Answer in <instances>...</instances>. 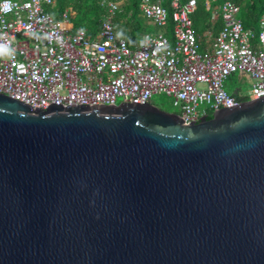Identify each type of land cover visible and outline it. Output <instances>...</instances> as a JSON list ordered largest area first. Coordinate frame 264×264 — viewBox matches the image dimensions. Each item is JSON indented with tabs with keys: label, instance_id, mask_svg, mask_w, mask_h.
Returning a JSON list of instances; mask_svg holds the SVG:
<instances>
[{
	"label": "water",
	"instance_id": "water-1",
	"mask_svg": "<svg viewBox=\"0 0 264 264\" xmlns=\"http://www.w3.org/2000/svg\"><path fill=\"white\" fill-rule=\"evenodd\" d=\"M0 264H264V94L185 123L0 92Z\"/></svg>",
	"mask_w": 264,
	"mask_h": 264
},
{
	"label": "built area",
	"instance_id": "built-area-1",
	"mask_svg": "<svg viewBox=\"0 0 264 264\" xmlns=\"http://www.w3.org/2000/svg\"><path fill=\"white\" fill-rule=\"evenodd\" d=\"M124 1L100 0L106 16L88 34L67 10L56 18L47 9L55 0H0V92L43 108L146 103L163 92L185 123L236 102L224 87L234 72L248 76L241 99L264 94V7L256 32L235 0H204L211 25L200 37L191 17L197 0H140L141 14L161 29L130 45L112 19Z\"/></svg>",
	"mask_w": 264,
	"mask_h": 264
},
{
	"label": "trees",
	"instance_id": "trees-1",
	"mask_svg": "<svg viewBox=\"0 0 264 264\" xmlns=\"http://www.w3.org/2000/svg\"><path fill=\"white\" fill-rule=\"evenodd\" d=\"M139 1L125 0L120 9L112 14L118 35L125 37L130 45H134L140 39L142 32L147 31L139 16L141 13ZM235 1L241 6L242 15L240 17L243 25L250 26L257 32L259 30L258 19L264 7V0ZM47 9L56 18H59L64 10H67L73 28L83 26L87 28L88 34H93L99 28L101 20L107 13L100 0H55V4L48 6ZM191 17L198 36H201L203 31L211 25L210 6L204 0H197ZM220 24L221 21H217L214 26L217 28ZM166 32L172 36L170 23L166 27ZM231 95L235 100H241L237 92H232Z\"/></svg>",
	"mask_w": 264,
	"mask_h": 264
},
{
	"label": "rangeland",
	"instance_id": "rangeland-1",
	"mask_svg": "<svg viewBox=\"0 0 264 264\" xmlns=\"http://www.w3.org/2000/svg\"><path fill=\"white\" fill-rule=\"evenodd\" d=\"M241 8L239 10V16L242 15ZM140 19L142 20L143 27L147 31H155L160 30V27H157L152 20L147 19L144 17L141 13L139 14ZM250 84L248 81H246L245 78L239 79L238 72H234L230 74V76L225 79L224 81V87L229 92H234L237 88L240 90V93H244L248 90ZM120 102V99L118 100ZM151 102L156 104L162 109L170 110V111H176L177 108L172 104L171 97L163 92L160 93H154L152 95Z\"/></svg>",
	"mask_w": 264,
	"mask_h": 264
},
{
	"label": "crops",
	"instance_id": "crops-1",
	"mask_svg": "<svg viewBox=\"0 0 264 264\" xmlns=\"http://www.w3.org/2000/svg\"><path fill=\"white\" fill-rule=\"evenodd\" d=\"M240 8H241V6H240ZM218 21H221V20H218ZM200 37H203L202 35L200 36ZM238 77H239V79H242V78H245L246 79V81H248V76H247V74L246 73H238ZM239 89L237 88L236 90H235V92H237ZM238 94V93H237Z\"/></svg>",
	"mask_w": 264,
	"mask_h": 264
},
{
	"label": "flooded vegetation",
	"instance_id": "flooded-vegetation-1",
	"mask_svg": "<svg viewBox=\"0 0 264 264\" xmlns=\"http://www.w3.org/2000/svg\"><path fill=\"white\" fill-rule=\"evenodd\" d=\"M241 100H243V99H241ZM237 101V100H236ZM239 101V100H238Z\"/></svg>",
	"mask_w": 264,
	"mask_h": 264
}]
</instances>
